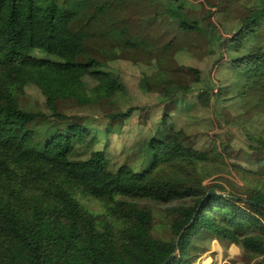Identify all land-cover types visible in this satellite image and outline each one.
<instances>
[{"label": "trees", "instance_id": "16d2710c", "mask_svg": "<svg viewBox=\"0 0 264 264\" xmlns=\"http://www.w3.org/2000/svg\"><path fill=\"white\" fill-rule=\"evenodd\" d=\"M135 1L47 0L42 8L37 0H0V8L20 27L23 49L31 52L35 36L42 34L44 55L62 53L73 61L16 54L0 60V264H193L192 241L203 233L240 245L261 259L256 264H264V161L251 160L253 154H264V136L257 137L248 152L214 145L200 153L185 148L186 133L164 121L144 141L131 145L127 140L128 150L150 155L149 168L133 166L127 158L110 161L102 151L60 150L61 136L90 138L107 127L105 122L124 116L78 117L68 126L50 125L60 116V102L100 107L127 93L121 76L106 67L129 63L140 70L145 84L151 74L155 79L172 71L168 66L181 49L172 42L164 47L150 42L140 24L126 19L124 13ZM166 1V9L177 14L187 0ZM244 1L249 13L240 16L241 26L224 39L220 16L214 17L217 26L189 21L183 27L202 34L199 39L213 56L221 55L222 48L226 55H237L231 62L238 71L234 91L248 107L264 113V0ZM33 88L45 100L46 112L21 110L22 98ZM185 89L175 83L164 90L169 112L187 101ZM218 95L207 86L191 96H197V106L209 108ZM135 110L128 109L126 116ZM206 165L235 174L246 188L204 184ZM188 198L187 206L167 211L175 218L167 224L173 239L155 238L154 211L140 202L166 205ZM88 203L101 212L92 211Z\"/></svg>", "mask_w": 264, "mask_h": 264}, {"label": "rangeland", "instance_id": "374dc122", "mask_svg": "<svg viewBox=\"0 0 264 264\" xmlns=\"http://www.w3.org/2000/svg\"><path fill=\"white\" fill-rule=\"evenodd\" d=\"M166 2V0L142 2L136 0L135 7L125 12L124 16L133 23L140 24L150 42H158L160 47L172 42L176 49H181L176 52L175 58L168 66V69L172 70L170 74L158 75L155 79L151 74L150 82L145 84L141 80L140 70L130 66L129 63H113L110 67H106V71L121 76L127 87V93L116 95L110 102L101 104L100 107H82L73 101L60 102L58 104L60 116L53 118L50 125L68 126L78 117L97 119L117 113H122L124 116L105 122L107 127L99 128L90 138L81 137L79 134H70L64 139L61 136L59 138L61 151L71 152L77 147L102 151L110 161H123L127 158L131 165L140 168L150 165L151 157L137 150H128L130 144L127 140L130 139L131 145L137 141H144L156 132L157 124L164 121L169 126L174 125L176 129L186 133L187 139L183 143L185 148L199 149L200 153L214 149V145L220 149L229 145L234 153L240 150L248 152V147L255 143L256 138L264 136L263 111L255 106L248 107L234 91L238 84L236 80L234 81L233 75L238 77L235 73L238 71H235L231 62L237 59V55H226L222 48L221 55L213 56L209 52V47L204 44V40L202 43L199 39L200 36L204 37L202 34L198 33L197 36L190 34L189 30L183 27V22L189 21L217 26L214 17L220 16L225 26V29H220L224 39L230 32H235L239 28L237 24L241 26L240 16L249 13L245 1L235 0L229 4L225 0L210 2L187 0L184 11L177 14L166 9ZM47 4V0H37L39 7L45 8ZM212 4L218 7H212ZM148 7H152L150 12ZM159 7H163L164 10L161 8L159 10L161 12L154 13ZM20 34V27L12 22L7 10L0 8V60H7L16 54L20 57L31 56L73 64L70 58L66 59L68 58L66 54L60 53L59 57L44 55L41 52L43 42L41 43L40 37H44L42 34L35 36L32 51L27 52L21 45ZM214 38H216L215 34ZM180 68H186L187 71L182 73ZM193 72L198 74L199 83H196ZM175 83L187 87L185 90L190 96L187 101L174 106L169 112V104L165 102L163 92ZM87 84L90 85V82L87 81ZM207 86L211 90L218 91L219 95L211 101L209 108L199 107L197 96L191 95ZM195 103L196 106H191ZM20 108L31 113L46 112L45 100L35 88L30 89L22 98ZM134 108L137 110L126 116L128 115L126 111ZM127 128L131 130V134L125 132ZM251 160L253 164H261L264 161V154H253ZM202 176L206 177L204 184L246 188L235 174H229L211 165L204 166ZM226 190L228 191L227 188ZM215 191L220 193L221 190ZM227 191L222 195H226ZM189 203L188 198L166 205H155L146 201L140 202V205L149 206L154 211L155 238L170 241L173 236L167 224L175 218L173 214L167 215V211L187 206ZM88 207L94 212H101V208L96 204L88 203ZM117 230L119 228H115V232ZM262 242L264 243V238ZM190 254H192L190 261L193 264H256L261 260L256 254L246 252L240 245L229 244L209 233L193 238Z\"/></svg>", "mask_w": 264, "mask_h": 264}, {"label": "crops", "instance_id": "0c3cea01", "mask_svg": "<svg viewBox=\"0 0 264 264\" xmlns=\"http://www.w3.org/2000/svg\"><path fill=\"white\" fill-rule=\"evenodd\" d=\"M179 99H180V98H179ZM178 104H179V103H178ZM178 104H176V105H178ZM125 132H128L129 134L132 133L131 130H130L129 128H127V130H126ZM152 135H155V132H154Z\"/></svg>", "mask_w": 264, "mask_h": 264}, {"label": "water", "instance_id": "95a60500", "mask_svg": "<svg viewBox=\"0 0 264 264\" xmlns=\"http://www.w3.org/2000/svg\"><path fill=\"white\" fill-rule=\"evenodd\" d=\"M211 194H214V191H212ZM178 242H179V241H177V245H178ZM175 254H176V253H175ZM175 254L172 256V258L175 256Z\"/></svg>", "mask_w": 264, "mask_h": 264}]
</instances>
